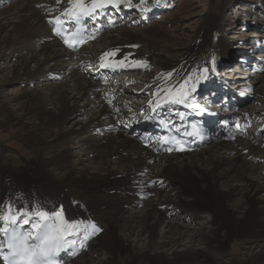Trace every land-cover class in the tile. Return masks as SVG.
<instances>
[{"label": "bare ground", "instance_id": "obj_1", "mask_svg": "<svg viewBox=\"0 0 264 264\" xmlns=\"http://www.w3.org/2000/svg\"><path fill=\"white\" fill-rule=\"evenodd\" d=\"M1 1L9 4L0 9V72L8 70L0 83V130H16L32 162L27 168L18 161L5 166L7 154L0 155V211L9 204L14 213L62 208L69 220L100 223L102 233L68 264H264V136L227 141L211 135L192 154L157 156L118 131L105 98L127 91L135 81L130 70L139 67L160 69L149 79L159 97L185 78L203 81L202 69L210 75L228 48L220 20L210 21L177 61L157 41L165 29L147 26L137 32L113 29L98 40L100 48L86 45L74 55L48 26L66 13L70 0H0V6ZM215 36L216 46L210 44ZM239 50H251L250 44ZM237 59L240 68L247 65ZM91 60L98 68H123L122 76L109 85L95 83L82 73ZM234 72L232 82H238L230 87L247 86ZM16 83L21 92H3ZM251 83L248 90L263 98L264 75ZM154 180L162 183L151 187ZM179 212L185 222L171 218ZM231 246L242 250L241 258H229Z\"/></svg>", "mask_w": 264, "mask_h": 264}, {"label": "rangeland", "instance_id": "obj_2", "mask_svg": "<svg viewBox=\"0 0 264 264\" xmlns=\"http://www.w3.org/2000/svg\"><path fill=\"white\" fill-rule=\"evenodd\" d=\"M150 3L153 2L145 4ZM145 4L140 3L138 5ZM7 6H0V9H7ZM162 9L163 11L157 13L155 15L156 17H154L146 26L165 29L166 34L164 39H157V41L167 47V51L169 52L166 53V56L172 61L178 60L176 55H178L183 48L192 44L193 41H199L200 37L205 35L204 31L207 29L210 21H215V19L218 18L221 25H223L222 30L225 34L228 47L224 56L219 59L218 63L215 65V68L222 67L224 71L221 78L225 79V77L228 76L229 81L232 82L233 80L231 78H234V71H238L239 76L241 75V77H243L247 86H251V81L255 82L256 78L264 75V64H261V66L263 65L262 73L256 74L252 70V67L247 66L248 64L246 66L243 65L241 69L239 67L241 66V62H239L238 59L236 60V57H240V61H251V58L249 57L251 53L252 56L255 57L254 61H257L258 58H263L264 60V54H259V52L255 50L258 45L259 47L261 45V50L264 49V0H171V2L164 8L162 7ZM134 10L139 11L138 8H135ZM249 24H251V26H249ZM146 26H137L136 28H130L128 30L137 32ZM116 30H120V28H117ZM253 34L256 35L254 36ZM258 40L261 41V44L258 43ZM244 42L245 44H250L251 50H247V52L239 50L240 46H244ZM218 43V36H215L210 41L211 45L216 46ZM94 45L97 46L96 48H100L101 42L96 41L94 42ZM238 67L239 70L237 69ZM90 68H92V66ZM90 68L89 70H91ZM141 68L148 69H145L146 71H142L141 69L136 70L134 74L135 84L139 81V85H142L144 82L143 80L147 79L145 75L149 74L148 78L150 79L151 77L157 76L160 72V69L154 65ZM7 72L8 70L0 72V83L5 80ZM245 72L250 74L246 75L244 74ZM237 82L238 81L235 83L232 82L231 84L235 85ZM253 86H255V84ZM260 86L263 85L258 82L257 87L262 89ZM22 87L23 86L19 83L14 85L9 84L4 86L2 90L5 94L14 96L22 91ZM28 87H26V89H30ZM252 92L254 98L249 103L245 104L246 108L250 109V111L252 110V107L254 109H259L260 112L263 111L264 97L258 99L254 95L253 89ZM242 106V108H245L244 104ZM15 133L16 130L11 132L0 130V155L3 153L7 154L6 159L3 160L5 166H10L18 161L20 162L21 167L27 168V166L32 162L31 153L24 144L17 140ZM185 217L186 216L181 212L175 213L171 216L173 220L179 222H185ZM234 247L231 246L228 250L229 258H241L240 254L242 253V250L237 249L235 251L233 249Z\"/></svg>", "mask_w": 264, "mask_h": 264}, {"label": "snow or ice", "instance_id": "obj_3", "mask_svg": "<svg viewBox=\"0 0 264 264\" xmlns=\"http://www.w3.org/2000/svg\"><path fill=\"white\" fill-rule=\"evenodd\" d=\"M144 2L145 0H141V3ZM70 4L65 14L75 20L91 17L106 6L117 8L121 4L129 8L134 6L132 0H70ZM57 23H59L58 20ZM65 43L70 47L73 46L68 40ZM114 54L106 53L105 56ZM119 63L124 64L123 61ZM134 64L146 66L145 62L141 61H136ZM202 71L204 73L202 78L206 79L209 69L203 68ZM187 83L185 81L177 90H168L170 102L177 104L186 102L189 95ZM194 89L195 85H192L191 90ZM178 150H183V146L181 145ZM0 223L7 225V227H0V231L6 237L5 240L0 241V260H3L5 264H58L59 254L71 247L70 237L78 235L81 229H91V234L100 231L94 224L85 225L83 221L67 219L63 215L62 208L51 212L16 209L14 213L12 205L9 204L0 211ZM21 223L30 225L31 230H22Z\"/></svg>", "mask_w": 264, "mask_h": 264}]
</instances>
